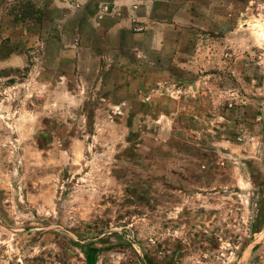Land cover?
<instances>
[{
  "label": "rangeland",
  "instance_id": "rangeland-1",
  "mask_svg": "<svg viewBox=\"0 0 264 264\" xmlns=\"http://www.w3.org/2000/svg\"><path fill=\"white\" fill-rule=\"evenodd\" d=\"M34 1L0 0V264H87L88 247L96 264H264V0H192L225 67L217 106L187 92L181 121L158 116L173 99L167 75L162 95L128 91L123 75L105 92L80 76L86 116L59 107L45 86L59 71L44 67L72 61L49 58L53 27ZM81 28L123 72L127 56ZM12 53L27 54L23 68L1 61ZM137 93L150 100L130 105Z\"/></svg>",
  "mask_w": 264,
  "mask_h": 264
},
{
  "label": "crops",
  "instance_id": "crops-1",
  "mask_svg": "<svg viewBox=\"0 0 264 264\" xmlns=\"http://www.w3.org/2000/svg\"><path fill=\"white\" fill-rule=\"evenodd\" d=\"M101 1L107 3L105 7L109 10V16L98 21L95 19V11ZM34 2L38 8L43 9L45 6L47 20L53 27V30L49 29L41 37L58 49L49 58L56 59L57 63L69 61L68 59H71L69 62L72 61V64L44 67L48 74L53 69L59 71V82H53L49 78L45 81L46 88L61 99L57 103L59 107L68 111L77 110L85 117V97L82 96V91L76 93L75 89V85L78 89L82 87V83L78 82L80 76L88 78L85 84L89 88L105 92L120 88L113 82L114 74L124 76L122 87L128 91H156L161 95L165 90V84L161 81L167 75L170 80L168 90L173 93V99L170 100V109L166 112L160 111L158 116L164 115L177 121L185 120L188 116L185 111L190 108L189 99L185 95L192 90L199 92V95H207L210 91V103L217 106L215 97L216 92L221 89L218 82L222 78L225 62L221 51L206 46L207 35L198 33L197 27L201 28L202 25L195 21L193 10H197L200 4L193 7L192 0H54L47 1L46 4L44 0ZM78 2L81 3V8L76 10ZM59 10L67 17L60 19L57 16ZM181 10L185 12L181 13ZM54 15L58 18L55 19ZM97 26L104 35L107 47L114 49V52L118 51V55L127 56L120 63L125 65L123 72L117 70V66L112 68V63L101 64L103 56L97 52L98 46L93 39L85 44L81 27L95 31ZM135 28H140L141 31L134 32ZM193 30L196 32L193 33ZM27 59L26 53H12L1 61L18 69L26 65ZM85 60H89L86 61V66L83 65ZM139 95L137 93L129 104L134 107L141 106L150 100L144 96L147 94ZM106 97L108 99L105 100L110 101L111 98ZM196 103L198 106L201 104L200 101ZM175 115L176 118H173ZM191 115L196 116V113ZM46 131L43 130L42 133ZM67 137L63 131L58 136L61 152L64 151L63 144ZM74 139L73 146H83L84 141L80 138Z\"/></svg>",
  "mask_w": 264,
  "mask_h": 264
},
{
  "label": "trees",
  "instance_id": "trees-1",
  "mask_svg": "<svg viewBox=\"0 0 264 264\" xmlns=\"http://www.w3.org/2000/svg\"><path fill=\"white\" fill-rule=\"evenodd\" d=\"M99 251L100 250L95 248V247H88L87 250L85 251L86 263L87 264H96Z\"/></svg>",
  "mask_w": 264,
  "mask_h": 264
},
{
  "label": "built area",
  "instance_id": "built-area-1",
  "mask_svg": "<svg viewBox=\"0 0 264 264\" xmlns=\"http://www.w3.org/2000/svg\"><path fill=\"white\" fill-rule=\"evenodd\" d=\"M105 10H108V9L106 8ZM135 31H136V32H140L141 29H140V28H136Z\"/></svg>",
  "mask_w": 264,
  "mask_h": 264
}]
</instances>
